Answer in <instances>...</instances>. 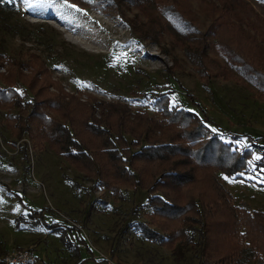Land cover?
I'll use <instances>...</instances> for the list:
<instances>
[{"label": "rangeland", "instance_id": "obj_1", "mask_svg": "<svg viewBox=\"0 0 264 264\" xmlns=\"http://www.w3.org/2000/svg\"><path fill=\"white\" fill-rule=\"evenodd\" d=\"M96 1L98 8L74 12L61 0H48L50 7L0 0V87L13 85L26 101V79L42 81L48 73L55 85L44 84L45 90L50 97L63 96L67 111L76 99L83 104L73 110L76 115L118 120L111 138L120 127L130 137L147 134L157 141L164 140L166 123L156 101L166 96L170 107L196 115L218 140L250 152L242 171L212 179L234 210L264 215V97L255 82L224 60L213 37L216 27L225 25L227 41L244 39L264 75V0H175L187 24L157 10L156 3L165 0ZM43 66L42 76L37 71ZM117 106L123 108L121 118L114 114ZM44 111L59 119L49 108ZM21 113L18 106L0 108V261L23 252L35 264H220L216 240L209 245L212 252H200L197 227L188 231L189 240H174L171 249L148 239L147 231L159 227L176 236L187 222L150 219L143 191L118 185L113 195L41 140H29L28 132L15 136L5 119L15 125ZM27 128L36 129L31 123ZM116 143L124 148L121 140ZM192 198L197 197L191 191L184 201ZM28 209L41 212L43 222L30 219ZM65 227L85 243L77 254L59 238ZM235 244L241 250L231 264H264L248 239L241 236Z\"/></svg>", "mask_w": 264, "mask_h": 264}, {"label": "trees", "instance_id": "obj_2", "mask_svg": "<svg viewBox=\"0 0 264 264\" xmlns=\"http://www.w3.org/2000/svg\"><path fill=\"white\" fill-rule=\"evenodd\" d=\"M61 1L65 3V0ZM67 3L75 4L79 9L99 7L96 0H67ZM156 8L162 14L178 16L187 24L178 12L175 0L158 2ZM225 30V25L216 27L213 34L216 49L231 67L236 68L244 78L255 82L264 97V75L257 70L256 53L245 50L247 42L239 36L227 41L223 37ZM37 72L43 76L47 69L43 66ZM44 84H53L49 81L48 73L42 81L33 77L26 79L23 86L30 95L26 101L22 100L13 85H8L6 89L0 87V108L18 106L24 112L15 125L10 124V118L6 116L5 122L11 128L10 132L17 137L28 132L29 140H41L88 180H93L99 188L113 195L119 191L118 185H129L143 191L146 204L151 210L150 219L187 222L183 224L188 227L177 231L176 236L163 226V230L159 227L161 230L157 228L158 231H147V238L158 245L171 249L175 242L189 240L191 236L188 231L197 227L200 252L203 254L207 249L211 251L209 245L216 240L215 257L220 264H231L238 255L241 248L235 242L241 236L249 240L264 263V215L259 212L248 214L242 209L234 210L227 203L228 195L213 180L216 173L232 176L242 171L251 158L250 152L237 151L231 144L221 142L209 133L196 115L170 107L168 98L163 95L156 101L158 108H162L161 115L166 123L167 131L164 132L163 141L151 140L147 134L133 138L120 127L115 131L114 138H111L110 132L114 131L112 124L118 120L103 119L100 122L94 119L92 112L87 117L78 116L73 110L83 104L76 99L70 100L73 109L69 112L67 103L62 100L63 96L50 97ZM110 107L114 108L115 105ZM117 107L120 109L114 114L121 118L123 108ZM45 108L53 111L59 119L48 117ZM121 122L123 124L124 120ZM27 123L35 126L34 132H30ZM86 136L97 138L98 142L89 143L85 140ZM127 137L131 139L130 142ZM116 140H121L124 148L119 147ZM135 164H140V167H135ZM142 167L149 170L146 176ZM206 177L211 178L210 183ZM201 189L205 192H200ZM191 191L197 198L185 202ZM17 199L20 202L19 197ZM27 216L40 221L43 219L41 212L30 209ZM52 224L50 227L58 230V225L53 227ZM216 235L222 250L218 248ZM59 238L64 246L71 247L76 254L80 246L85 245L81 238L74 235L72 227L59 231ZM85 250L90 254L88 248ZM0 264L4 263L0 261ZM24 264H35V261Z\"/></svg>", "mask_w": 264, "mask_h": 264}, {"label": "built area", "instance_id": "obj_3", "mask_svg": "<svg viewBox=\"0 0 264 264\" xmlns=\"http://www.w3.org/2000/svg\"><path fill=\"white\" fill-rule=\"evenodd\" d=\"M32 257L28 253L17 252L8 259L1 260L4 264H24L31 261Z\"/></svg>", "mask_w": 264, "mask_h": 264}, {"label": "snow or ice", "instance_id": "obj_4", "mask_svg": "<svg viewBox=\"0 0 264 264\" xmlns=\"http://www.w3.org/2000/svg\"><path fill=\"white\" fill-rule=\"evenodd\" d=\"M25 3L29 4L31 6L33 0H24ZM36 4L43 5L45 7H50L48 0H34ZM66 8L73 9L74 12H81V9L77 8L75 4L67 3V0H65V3L63 5ZM86 15V13H84Z\"/></svg>", "mask_w": 264, "mask_h": 264}]
</instances>
